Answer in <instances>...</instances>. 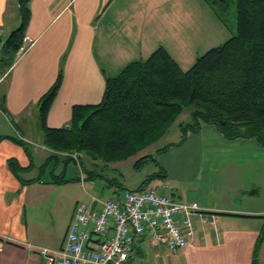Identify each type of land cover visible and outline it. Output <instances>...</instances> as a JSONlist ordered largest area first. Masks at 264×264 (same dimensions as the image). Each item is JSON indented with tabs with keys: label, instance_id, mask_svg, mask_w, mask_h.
Listing matches in <instances>:
<instances>
[{
	"label": "crops",
	"instance_id": "obj_1",
	"mask_svg": "<svg viewBox=\"0 0 264 264\" xmlns=\"http://www.w3.org/2000/svg\"><path fill=\"white\" fill-rule=\"evenodd\" d=\"M30 6L25 51L5 66L4 43L21 17L18 0H0V136H5L0 139V264H47L39 248H60L77 204H84L75 198L64 236L46 233L39 223L46 208L47 216L63 215L60 200L75 191L66 185L80 182L75 176L56 181L65 161L54 174L45 167L51 154L63 156L43 143L39 120L41 97L59 73L63 80L47 117L50 127L68 125L74 105L99 103L105 74L118 75L159 46L184 70L191 67L192 52L170 47L179 21L190 29L188 36L206 37V51L222 41L226 25L209 0H32ZM180 140L158 148L168 146L157 155L168 177L157 186L177 201L198 202L216 215L218 229L203 230L197 220L195 245L176 252L151 246L143 237L136 261L141 255V264H252L264 226V145L257 138H227L207 123ZM104 181L102 195L89 194L85 205L97 208L93 198L114 196L115 186ZM259 263L264 264V240Z\"/></svg>",
	"mask_w": 264,
	"mask_h": 264
},
{
	"label": "trees",
	"instance_id": "obj_2",
	"mask_svg": "<svg viewBox=\"0 0 264 264\" xmlns=\"http://www.w3.org/2000/svg\"><path fill=\"white\" fill-rule=\"evenodd\" d=\"M31 1L18 0L21 23L4 43L5 66H11L25 43L32 16ZM224 2L226 8L227 1ZM62 80L61 71L40 102L43 143L54 152L63 153H53L45 162L46 168L51 167V174L68 157L83 153L97 167L102 162L105 169H86L85 181H109L115 186V194L130 189L117 182L113 174V178L108 177L111 172L107 170L113 163L157 143L189 106L194 109L190 122L180 125V143L207 123L216 125L227 138H257L264 145V0H238L236 34L208 49L188 69L184 70L164 46H159L148 58L129 63L118 75L105 74V90L99 103L74 105L68 125L50 127L47 117ZM167 148L136 159V170L149 163L158 169L131 190H142L155 178L167 177L168 171L157 158ZM84 172L82 168L81 176L75 180L84 181ZM56 177L57 182L69 180L62 173ZM263 240L264 226L252 264H260Z\"/></svg>",
	"mask_w": 264,
	"mask_h": 264
},
{
	"label": "built area",
	"instance_id": "obj_3",
	"mask_svg": "<svg viewBox=\"0 0 264 264\" xmlns=\"http://www.w3.org/2000/svg\"><path fill=\"white\" fill-rule=\"evenodd\" d=\"M24 51L22 47L18 55ZM93 200L97 208L76 207L60 248H39L47 264H135L143 237L151 246L163 244L176 252L195 245L197 220L203 230L219 225L216 215L198 202L177 201L155 187Z\"/></svg>",
	"mask_w": 264,
	"mask_h": 264
},
{
	"label": "rangeland",
	"instance_id": "obj_4",
	"mask_svg": "<svg viewBox=\"0 0 264 264\" xmlns=\"http://www.w3.org/2000/svg\"><path fill=\"white\" fill-rule=\"evenodd\" d=\"M224 1H227V7L224 8ZM210 4L215 7L217 13L221 15V18L225 22V28H224V34H220V38L223 37L222 41L218 43V45L223 44L226 40L231 38L233 35L237 32V10H238V0H209ZM182 18V16H181ZM180 18V19H181ZM190 33V29L186 30V23L179 21L177 26V38H172L174 41L170 45L172 51L174 52L175 48L183 49L184 51H188L189 53L192 52L191 55V61L187 63V66H190L192 64L191 62H195L196 59L202 55L206 49L205 46H207V43H203L202 40L206 37H202L201 39L199 36H194L193 33L191 36H188ZM211 44H213L211 42ZM174 45V46H173ZM217 45V46H218ZM211 48V47H210ZM208 50V49H207ZM178 52V51H177ZM179 53V52H178ZM188 68V67H187ZM186 70V69H185ZM194 109L193 106H189L187 108H184V111L182 114L177 118L175 123L170 127L168 132L163 136L158 143H155L148 148L144 149L143 151L139 152L137 155L132 156L126 160L115 162L112 164V168L109 170L111 172V175L114 174L116 179L119 180L124 186L127 188H137L142 181L150 174H152L154 171H156L158 168L153 164L149 163L147 164L142 170H136L134 169L133 165L136 159L140 156H143L145 154L154 153L156 150H158L159 147L162 145H168L170 142L178 141L179 138H182L183 133H181L180 126L186 125L191 120V111ZM40 120V119H39ZM160 155V153H159ZM77 162L74 163L73 161L67 165L66 169H64V165L61 167L62 174L65 171L66 177H80L82 173V168L85 171L84 174L86 175L87 171L86 169L92 170L95 167L97 168V165H95V162L87 155L81 154V156L76 158ZM104 164L102 162H98V168L97 170L100 172L104 169ZM34 174V172L32 173ZM88 175V174H87ZM168 177V176H167ZM105 183L102 179H95L94 181L86 180L83 181V183L80 181L79 184L71 183L67 184L66 186L71 189V192H73V188L75 189L74 193L71 196H67L68 193L65 194V201L61 202L60 200V206L61 211L63 215L57 216L52 215L50 213V216H47L46 212L48 208H46V211H41L39 214L40 216V224L46 233H54L58 234L60 236H64L67 229V215L70 212V209L74 207V200L77 197H81L80 201L81 203H88V196L91 193L98 192V194H101V190L104 189L103 183ZM161 181L160 178H155L153 182L149 185V187H155L158 190L168 193L169 191L166 189H162L159 186H157V182ZM153 183V184H152ZM156 184V185H155ZM65 187L66 191H68V188ZM102 195V194H101ZM102 198H108L107 195H103ZM79 200V199H78ZM58 203V201H57ZM87 205V204H86ZM68 232V231H67ZM67 234V233H66ZM143 260V257L139 255V260L136 261V264H141Z\"/></svg>",
	"mask_w": 264,
	"mask_h": 264
},
{
	"label": "water",
	"instance_id": "obj_5",
	"mask_svg": "<svg viewBox=\"0 0 264 264\" xmlns=\"http://www.w3.org/2000/svg\"><path fill=\"white\" fill-rule=\"evenodd\" d=\"M70 161H73L74 163H76L77 161H76V158L74 157V156H70V157H68L67 159H66V161L64 162V169H66V167H67V165H68V163L70 162ZM65 175V171L63 172V174H62V176H64ZM98 238V237H97Z\"/></svg>",
	"mask_w": 264,
	"mask_h": 264
}]
</instances>
